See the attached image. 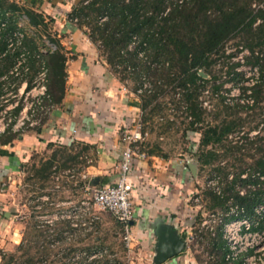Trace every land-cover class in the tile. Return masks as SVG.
<instances>
[{
	"label": "trees",
	"instance_id": "obj_1",
	"mask_svg": "<svg viewBox=\"0 0 264 264\" xmlns=\"http://www.w3.org/2000/svg\"><path fill=\"white\" fill-rule=\"evenodd\" d=\"M66 13L70 22L76 19L71 23L87 36L97 55L102 56L114 72L120 73L122 78L131 75L135 83L131 92L139 97L142 110L149 107L164 88L178 93L190 116L184 133L196 132L199 136L193 151L197 161L200 165H212L221 159L227 161L225 166L216 164L212 168L224 185L219 194L206 192V208H224L231 199V203L242 208L250 231L264 230V215L254 211L256 205H264V136L259 135V130L249 136L251 129L264 123V0H77ZM0 19L5 20V27L0 31V53L10 31L17 29L23 34L20 46L0 58V76L6 73L19 52H23L27 66L20 77L6 75L0 80V95L4 92L3 86L17 85L22 79H26L28 87L42 60L46 68L48 102L59 105L65 91L66 57L58 39L47 31V24L53 22V18L14 1L0 0ZM21 20L24 23L19 25ZM228 41H233L234 48L225 52ZM244 49L248 53L242 56V63L256 66L258 75L249 86L239 83L238 96L232 97V103L228 104L219 91L226 81L237 84L244 79L242 71L236 69L241 62L231 61ZM217 62L219 71L224 66V80H218L215 75L213 67ZM199 72L209 75L211 91L222 100L221 108L213 112V120L209 123L203 122V110L198 107L199 91L208 81ZM146 78L151 87L136 93ZM114 84L120 87L118 82ZM238 97H248L251 102H239ZM235 133L237 138L232 137ZM15 135L5 132L0 142L6 143ZM3 136L7 139H1ZM51 147L54 149L50 155L37 167L32 166L31 177L39 180L41 188L56 162L61 167L81 162L78 159L82 151L93 148L85 144L73 151L72 144L66 146L48 141L46 148ZM194 216L190 225L198 236L196 241L209 256L206 264H241L240 255L225 258L228 247L222 238V225L217 224L212 231L200 229L197 234L195 224L199 223V213ZM114 224L122 233L121 224L115 219ZM91 234L88 232L86 236ZM46 240L48 244L49 239ZM121 243L123 245V241ZM43 249L47 254L48 250ZM95 249L103 247L91 244L84 251L89 254ZM73 252L74 248H68L62 252V257H70ZM106 253L105 250L101 258L93 260L94 264H127L107 258L109 254ZM193 258L196 262L202 261L198 254ZM13 259L14 253L2 255L1 264H13ZM21 264L36 262L27 257Z\"/></svg>",
	"mask_w": 264,
	"mask_h": 264
},
{
	"label": "crops",
	"instance_id": "obj_2",
	"mask_svg": "<svg viewBox=\"0 0 264 264\" xmlns=\"http://www.w3.org/2000/svg\"><path fill=\"white\" fill-rule=\"evenodd\" d=\"M10 1L52 17L54 27L63 31L62 24L55 18L66 9L57 5V0ZM70 26L73 52L65 53L72 57L66 58L64 64L66 79L61 103L44 118L40 128L28 129L6 143L0 142V264L2 255L24 250L25 246L23 236L27 222L14 221L17 215L9 210L8 184L14 174L23 169L31 155L43 150L48 141L66 146L79 143L80 147L93 146L89 149L93 156L79 166V171L86 175L82 181H89L93 187L114 183L123 148L121 132L130 125L139 108V102H131L129 92H122L121 86L117 87L109 72L96 61L97 54L87 37L80 35L74 25ZM81 155L87 157L84 153ZM145 155L132 159L127 174L133 208L131 245L147 254L149 264H153L159 238L169 234L173 240H181L183 247L178 254L159 264H196L185 253V238L192 220L188 211L191 213L192 208H187L185 213L184 192L186 189V193H192V189L184 175L183 164L178 159L159 155L156 150L147 151ZM30 224L32 226L33 220ZM44 244L48 245L47 240Z\"/></svg>",
	"mask_w": 264,
	"mask_h": 264
},
{
	"label": "rangeland",
	"instance_id": "obj_3",
	"mask_svg": "<svg viewBox=\"0 0 264 264\" xmlns=\"http://www.w3.org/2000/svg\"><path fill=\"white\" fill-rule=\"evenodd\" d=\"M76 1L77 0H57L56 2L57 5L63 9H66L67 12L70 6ZM66 12L63 11L58 18H55V20L58 19V24L59 22L62 24V27L64 28L62 29L63 31H61L59 27H54L55 22L47 24V31L58 39L64 53L73 52L72 47H70L71 42L69 38L73 33V31L70 30V25L73 24L68 20ZM19 24L22 25L23 21L21 20ZM76 31H78L80 35L83 34L79 29ZM43 41L46 44L48 43L45 38ZM48 45L53 48L52 45ZM233 48V41H228L225 44V52H229L233 50ZM41 51H43V48H41ZM94 51L97 54V51ZM65 57L70 59L72 55L67 54ZM94 57L96 61L103 68H105L107 72H109L108 75L112 82H118L120 86H123L127 89L129 96H131V102H139V108L136 111L135 116L139 117L142 130L146 132L144 140L139 144V149L143 150L145 153L147 151L152 152V150H156V153L159 155H164L167 158L178 159L182 162L184 167V175L186 180H189L191 183L192 189V193H186V189L184 192V206L186 209L185 213L189 208H192L191 213L188 211L189 217H191L192 220L195 219L194 215L196 212H198L200 218L199 223L195 224V228H198L195 232L198 234V232L201 231L200 229L206 230L207 228H209L208 230L212 231L218 224V218L234 216L237 213L236 211L238 206L231 203V199L227 201V206L224 208H215L213 210L206 208V192L211 191L214 194H219L221 193V189L224 185L220 176L215 171H213L212 168L216 164L219 166H225L227 161L221 159L219 162H215L212 165H200V163L197 161L196 157L193 155V151L199 136L196 132L192 133L190 131H186L184 133L183 128L186 126V122L190 119V116H188L186 113L185 102L178 98V93H173L169 89L164 90L166 89L164 88L157 94L154 101H152L153 103H151L149 107L142 110L139 97L131 92V88L135 84L134 79L131 78V75H126L124 78H122L123 76L120 73L114 72L109 67V65L105 63L102 56L97 55V57ZM235 57L236 56L231 58V61L236 60L237 57ZM246 67L247 66L245 64H242L237 66L236 69L242 70L243 75L246 76ZM213 69L218 80L225 79L223 72L224 66L221 71H219L220 66L217 62ZM202 75L203 78L207 79L208 81L207 83L203 84V88H201L199 91L198 100L200 102H198V107L203 110V122L209 123L213 120V112L221 108L222 100L211 91V79L209 75L206 73H202ZM146 80L149 82L148 78L144 79V82H146ZM239 83H243V80H240V82H237V84H233L231 81H226L221 86L219 93L222 92V94H226L224 95V97L226 96L225 98H227V96H236L240 92ZM261 127L262 130H260ZM263 128L264 123L259 124L257 128L251 129L249 131V136L255 135L258 130L259 135L264 136ZM15 136H18V134ZM232 137L237 138L236 133L233 134ZM72 146L73 151L81 149L79 148V143H73ZM52 149H54V147H45L38 153L31 155L30 159L25 164H23V169L20 172L18 170V173L14 174V178L9 180V210L11 213L17 215L15 216L14 221L21 219L22 221L27 222V225L25 226L27 229H25L23 236L25 238V246L23 248L25 251L21 249L20 251L14 252L13 264H21L23 262V258L27 257H31L33 261L36 262V264H63V262H66L67 259L63 258L62 254H58V248L61 246H71L76 249H83L91 244L103 247V249L107 251L106 254L110 255L109 257L107 256V258H114L115 260H119L127 264H149V256H147V254H143L142 251L140 252L139 250L135 249L134 245H131V242L129 249L126 248L123 241V233L118 232L117 227L114 224V218L111 216V214L100 211L94 207H91L90 210L96 214L98 219L93 225V232L91 235L81 237V235L77 236L76 234L72 239L65 241L61 240L60 244L57 246H45L44 243H46V239L44 238V234L46 235L48 226L36 218L31 219V215L45 212L67 211L72 209L79 211L81 209L80 201L90 196L91 189L93 187L89 181L86 180V182H83L78 176V172L80 170L79 166L88 162V159L93 156L91 151H87V153L82 151V154H86L87 157L81 155L78 159V161L81 162H70L68 164L69 166L67 167H61L59 162H56L51 167V174L49 178L43 182L44 187H39V180H37V178L31 177V174L33 173L32 166L37 167L42 160L50 155ZM187 163H191L195 167V173L193 176H191L186 166ZM229 168L230 167H228V169ZM67 174H72L73 176L69 177ZM228 174L230 175L229 172ZM229 175L228 178H230ZM242 176H244V173ZM55 177L57 178L55 179ZM56 185L57 187H55ZM238 191L239 193H242L243 188L241 187ZM34 206H36V208H34ZM22 216L24 217L22 218ZM213 218H215L214 222L212 221ZM233 219L234 218H230L228 220L230 221ZM32 220L33 224L30 226V222H32ZM202 220H206L210 227L202 226L200 224ZM63 226V222L56 221L55 225L50 226V228H60ZM189 227L190 228L187 230V238H185V253L188 254V256L193 260V256L198 254L202 261L196 262L194 260L195 263L206 264L207 258H209V256L202 250L200 243L196 241L198 236L193 233L192 225ZM237 227V222L230 223V233L227 234V237L230 238L232 230L236 229ZM41 233H43V236H41ZM242 233L244 232H240V235ZM233 240H235L236 245L235 249H233L234 252L238 248H243L245 243L248 244V246H252L254 251H258L264 246V239H259L254 235H247L246 239H244L243 236L235 239L230 238V242ZM122 241L123 245L121 243ZM43 247L48 250L47 254H45L46 251H44ZM109 250L111 251L109 252ZM111 252H113V254ZM257 253L249 252L244 255L241 254L240 256H243L249 261L250 264H252L255 262L254 259L256 258Z\"/></svg>",
	"mask_w": 264,
	"mask_h": 264
},
{
	"label": "built area",
	"instance_id": "obj_4",
	"mask_svg": "<svg viewBox=\"0 0 264 264\" xmlns=\"http://www.w3.org/2000/svg\"><path fill=\"white\" fill-rule=\"evenodd\" d=\"M75 20V18H72L71 22L74 23ZM4 27L5 20L0 19V31ZM22 36V32L17 29L10 31L5 37V48L0 53V58L5 53L12 52L19 47ZM247 53V50L244 49L238 53L239 56L238 54L236 55V60H240L241 62L240 65L243 64L242 56ZM24 60L25 57L23 52H19L14 57L13 63L9 66L6 73L0 76V80L5 79L6 75L20 77L25 73L27 71V66L24 64ZM246 66V76L243 75V71L241 70L242 76L244 77L242 84L249 86L257 77L258 70L256 66ZM27 85L28 83L26 79H22L17 85L11 83L3 86L4 92L0 95V136L5 132L19 134L27 129L40 127L44 118H46L55 107L54 104L48 102V95L46 93V68L42 60H39L38 69L36 70L30 85L28 87ZM149 87L150 83L147 80L144 82L143 79L142 86L136 89V93H140L142 89H148ZM121 91L127 92V89L121 86ZM238 94L236 96H238ZM224 95L226 94H223V96ZM236 96H227V98H225V96L223 101L230 104L232 103V97ZM237 99L239 102H251L248 97H238ZM145 136L146 132L142 130L140 119L138 116H135L130 125L121 132L123 148L120 153V161L118 165L119 170L115 182L112 184L92 187L90 196L80 201L81 209L79 211L72 209L67 211L33 214L34 218L48 226L46 230V236L49 239L48 246H57L60 244L61 240L65 241L72 239L76 234L77 236L81 235V237H86L88 232L92 233L93 225L98 219L96 214L90 210L91 207H94L100 211L111 214V216L121 224L124 245L129 249L130 242H133V236L131 234L133 208L130 194L131 184L128 181L127 174L130 162L133 158H144L146 156L145 153L139 149V144L144 140ZM67 175L69 177L73 176L72 174ZM78 176L80 180H84L86 177V175L80 171L78 172ZM56 178L57 177H55V179ZM55 187H57V185ZM34 208H36V206H34ZM239 208L237 207V213L232 217L234 218L233 220L229 221L217 217L218 224L222 225V238L226 240L225 242L228 247L225 258L233 259L241 254L244 255L249 252L257 253L259 251L254 259L255 262L252 264H264V246L258 251H254L252 246H248V244L245 243L243 248H238L235 252L233 251L236 247L235 240L230 242V238L235 239L243 236L244 239H246L247 235H254L259 239H264V230H249V220L242 216V208ZM254 211L257 214L264 215V205H256ZM56 221L63 222V229L58 230L55 227L50 228V226L55 225ZM212 221L214 222L215 218H213ZM232 222H237L238 227L232 230V234L229 238L227 237V234L230 233L229 224ZM200 224L205 227H210L206 220H202ZM57 231H60V233H57ZM240 232L244 233L240 235ZM57 234L59 235L55 237ZM68 248L74 247L61 246L58 248V254H62V252ZM104 253V249H95L89 254H86L83 249L74 248L72 256L65 258L67 260L66 262H63V264H94L93 260L101 258ZM107 256L109 257L110 255ZM241 258V264H250L243 256Z\"/></svg>",
	"mask_w": 264,
	"mask_h": 264
},
{
	"label": "water",
	"instance_id": "obj_5",
	"mask_svg": "<svg viewBox=\"0 0 264 264\" xmlns=\"http://www.w3.org/2000/svg\"><path fill=\"white\" fill-rule=\"evenodd\" d=\"M199 74L202 75L201 72H199ZM187 166L190 172L194 174V165L191 163H187ZM182 247L183 243L181 240H173L169 234H162L158 240L157 251L152 258L153 264H159L166 259L178 254Z\"/></svg>",
	"mask_w": 264,
	"mask_h": 264
}]
</instances>
